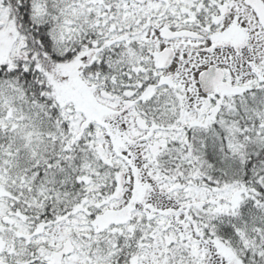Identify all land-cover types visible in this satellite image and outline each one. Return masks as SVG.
Returning <instances> with one entry per match:
<instances>
[{
    "label": "snow or ice",
    "instance_id": "obj_1",
    "mask_svg": "<svg viewBox=\"0 0 264 264\" xmlns=\"http://www.w3.org/2000/svg\"><path fill=\"white\" fill-rule=\"evenodd\" d=\"M0 264H264V0H0Z\"/></svg>",
    "mask_w": 264,
    "mask_h": 264
}]
</instances>
